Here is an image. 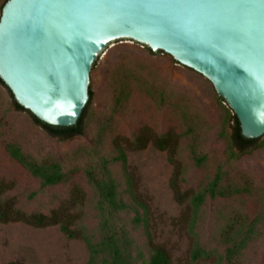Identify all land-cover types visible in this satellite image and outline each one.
I'll return each mask as SVG.
<instances>
[{"label": "rangeland", "instance_id": "obj_1", "mask_svg": "<svg viewBox=\"0 0 264 264\" xmlns=\"http://www.w3.org/2000/svg\"><path fill=\"white\" fill-rule=\"evenodd\" d=\"M4 0H0L1 7ZM1 16V15H0ZM93 99L84 120L85 132L68 140L52 135L33 120L28 111L17 110L12 94L0 82V182L12 184L6 196L14 198L26 212L49 214L71 203L75 186L84 198L73 210L81 216L79 228L94 241L101 234L99 198L85 173L113 153V141L133 139L143 127L156 135L173 131L182 135L179 158L185 167L183 191L203 188L221 169L224 182L238 185L240 194L208 199L190 222L189 200L179 203L170 181L174 166L167 151L149 143L128 151L129 167L138 192L150 207V231L155 242L171 254V264H226V246L220 235L230 221L253 223L251 241L238 255L236 264H264V135L236 158L230 157L232 115L213 84L202 74L176 61L161 50L122 39L111 43L90 73ZM17 143L37 161L61 164L69 178L42 187L7 151ZM205 160L197 164L192 153ZM122 182L120 165L112 166ZM126 196V195H125ZM127 199V196H126ZM133 213L115 218L117 226L134 239L132 252L138 259L148 256L143 224L133 222ZM200 243L210 258L193 260L194 244ZM82 237L70 238L59 225L35 227L21 221L0 222V264L20 260L27 264H87L91 252Z\"/></svg>", "mask_w": 264, "mask_h": 264}, {"label": "water", "instance_id": "obj_2", "mask_svg": "<svg viewBox=\"0 0 264 264\" xmlns=\"http://www.w3.org/2000/svg\"><path fill=\"white\" fill-rule=\"evenodd\" d=\"M151 0H93L82 9L7 0L0 16V78L40 121L71 127L89 101L90 73L114 41L161 50L205 76L236 115L243 137L264 135V34L218 40L208 25L177 28ZM53 13H59L53 17ZM55 19L58 30L49 24Z\"/></svg>", "mask_w": 264, "mask_h": 264}, {"label": "trees", "instance_id": "obj_3", "mask_svg": "<svg viewBox=\"0 0 264 264\" xmlns=\"http://www.w3.org/2000/svg\"><path fill=\"white\" fill-rule=\"evenodd\" d=\"M7 0H4L2 8ZM99 59L93 65L96 66ZM0 82L5 83L0 78ZM6 86V85H5ZM7 87V86H6ZM8 88V87H7ZM10 91V90H9ZM11 92V91H10ZM12 94V93H11ZM93 91L89 88V101L85 106L78 123L71 127H62L46 124L40 121L29 110L22 107L14 98L13 104L17 110L28 111L33 116V120L42 125L52 135L62 140H68L85 132L84 120L88 105L93 99ZM224 100L223 98H221ZM225 101V100H224ZM233 125L231 142L229 146L230 157L236 158L238 155L253 146L258 139H248L243 137L239 121L235 114L232 115ZM182 135L173 131L155 135L149 127H143L138 134L131 139L117 138L113 141V153L110 156L102 157L99 166H89L86 168L88 182L94 188L100 205L101 213V234L98 241H94L91 236L84 233L79 228L81 216L73 210L77 203L84 198V192L79 186H75L68 205H62L57 209L49 211V214L42 212H26L17 205L14 198L6 196L12 188L8 182H0V222L21 221L35 227H46L59 225L60 230L70 238L82 237L88 244L91 256L87 264H171V254L163 245L154 241L150 231V207L138 192L135 176L129 167L128 151L141 150L149 143L159 150L167 151L168 159L174 166V172L170 181L175 197L179 203L190 201L192 212L190 222L194 224L198 217V212L208 199L229 197L240 194L244 191L238 185L224 182V173L219 169L213 178L201 189L189 194L183 191L181 184L185 181V167L179 158L180 143ZM7 151L11 158L16 160L33 177L37 178L42 187L53 186L66 181L69 174L63 169L60 163L50 159L37 161L34 157L26 154L17 143H9ZM192 158L197 164L205 160V156L199 157L195 151ZM120 165L124 178V188L122 182L113 174L112 166ZM127 199H126V196ZM122 213H133V222L139 226L143 224L147 234L148 256L138 259L131 249L134 239L130 238L125 231H122L115 223V218ZM253 223L242 224L236 229L238 222L230 221L220 235V242L226 246L223 259L226 264H236L239 254L248 246L251 241ZM191 256L193 260L212 257V252L207 251L200 243L194 244ZM7 264H27L20 260L10 261Z\"/></svg>", "mask_w": 264, "mask_h": 264}, {"label": "snow or ice", "instance_id": "obj_4", "mask_svg": "<svg viewBox=\"0 0 264 264\" xmlns=\"http://www.w3.org/2000/svg\"><path fill=\"white\" fill-rule=\"evenodd\" d=\"M93 0H44L43 7L52 9H82ZM147 7L163 10L162 14L177 28L208 25L216 39L230 40L241 33L249 42L257 31L264 34V0H151ZM59 13H53V17ZM49 24L58 30L55 19ZM264 63V50L259 53Z\"/></svg>", "mask_w": 264, "mask_h": 264}]
</instances>
